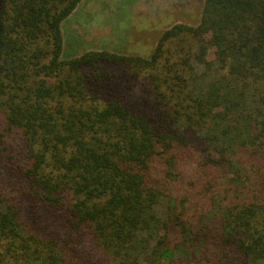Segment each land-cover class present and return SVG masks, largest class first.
Segmentation results:
<instances>
[{"label":"trees","instance_id":"obj_1","mask_svg":"<svg viewBox=\"0 0 264 264\" xmlns=\"http://www.w3.org/2000/svg\"><path fill=\"white\" fill-rule=\"evenodd\" d=\"M197 1L68 56L84 0H0V264H264V0Z\"/></svg>","mask_w":264,"mask_h":264},{"label":"rangeland","instance_id":"obj_2","mask_svg":"<svg viewBox=\"0 0 264 264\" xmlns=\"http://www.w3.org/2000/svg\"><path fill=\"white\" fill-rule=\"evenodd\" d=\"M84 1L83 16L76 21L78 29L65 34V24L62 28L64 41L67 37L73 45L66 48L68 56L102 49L146 56L167 28L178 22L195 25L199 21L197 0L178 8L166 6L171 0H121L114 14L115 0Z\"/></svg>","mask_w":264,"mask_h":264}]
</instances>
